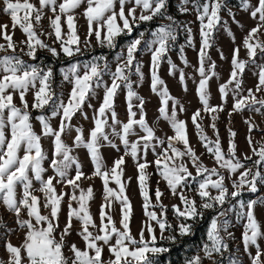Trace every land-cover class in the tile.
I'll return each instance as SVG.
<instances>
[{"label": "snow or ice", "instance_id": "snow-or-ice-1", "mask_svg": "<svg viewBox=\"0 0 264 264\" xmlns=\"http://www.w3.org/2000/svg\"><path fill=\"white\" fill-rule=\"evenodd\" d=\"M117 3L119 10H116ZM131 3L133 6L127 9L126 6ZM168 0H38V7L30 0H3V13L11 19L13 30L17 27L25 36V40L20 43L25 45L27 55L30 59H36L38 49H47L53 56L58 52L50 47L41 38L43 32L37 33L36 27L40 25L45 17V9H50L53 13L48 17L49 27L55 40L60 43V50L66 56H73L80 51V37L77 33L76 17L74 12L82 5L86 4L83 16L87 22L88 35H95L98 42L105 43L109 48L115 47V39L127 31L132 32V25L139 21H151L155 17H162L169 21L167 24L158 26L151 32V39L142 40L141 38L132 40L127 45L126 56L118 55L116 57L117 65L115 71H111L107 62L101 66L97 58L83 65V74L79 72L80 65L72 64L67 70H62L63 80L69 82L72 87L68 94L67 101L63 94H57L52 87L53 70L49 67L44 69L39 65L28 63L21 56L16 55L17 44L13 40V35L8 32L7 24H0V36L6 41L0 44V52H9L0 56V203L7 210L15 214V223L19 229L24 230L23 241L19 246L13 245L10 241L5 244V250L8 253V259L5 262L0 259V264H153L151 254H157L167 251L166 248L156 247V236L154 230L149 224L146 230L150 239H145L144 231L141 229L139 239L133 237L130 231V219L132 215V206L129 197L126 194V184L123 181L125 163L124 156H131L136 161L137 180L140 195L144 201L145 215L152 221H155L163 233L171 228L164 216V205L159 204L163 193L159 188L155 191L156 201L161 207L160 216L156 212L147 211L151 205L148 191L149 176L146 169L149 163L138 162L140 153H147L151 148L155 153L157 146H163L164 140L156 137L154 129L149 126L144 112L145 100L133 89V81L130 79L132 69L135 74L143 81L142 65L136 61L135 54L140 50L143 43L144 49L151 53V91L160 98V107L158 108L159 118L166 120L174 135L167 137V146L156 154L154 164L160 177L166 182L168 189L174 196H178L180 204L183 207L173 205V211L177 219H182L178 225L180 235H187L191 232L192 226L184 221L195 219L202 216L199 210L212 209L216 205L223 206L229 195L236 198L241 194L245 187L255 192L257 183H264V174L259 167L264 165V145L259 150L253 148V154L258 157L254 161L257 170L253 172L251 168L245 165L236 157V145L233 138L236 133L229 129V140L227 153L222 150L221 140L218 129L215 124L216 116H212L213 123L210 127L216 133V139L211 140L205 134L204 129L199 122L201 119V110H197L191 117L192 124L196 129L199 141L206 151L214 158L220 168L226 169L229 173H236L239 169H244L239 173V179L234 180L229 193L225 185V177L220 175L217 168H208L200 160L196 151L190 144L186 121L177 117V110L185 111L182 105L171 96L165 82L160 78L158 69L162 58L167 54L173 42L177 40L176 21L170 15H166V6ZM190 3V0H183V5ZM192 7L196 10L197 20L200 22V48L198 52L199 67L197 72L201 77L196 89L200 103L203 105V112L216 113L221 111L219 106L209 104L208 85L210 79L216 75L215 62H211L206 69V61L209 60L208 51L212 48V38L216 26L220 23V12L224 6L223 0H191ZM242 7L245 10L252 8L250 15L252 18L259 19L257 27H253L244 37L243 47L247 50L250 60L254 61L257 56V50L264 53V42L257 38V33L264 28V0H257L255 6H250L249 0H241ZM137 9H140V15L137 17ZM181 12L189 11L188 7L182 6ZM147 13V14H145ZM231 15V11L229 12ZM122 22V25L121 23ZM238 23V22H237ZM67 25V32L63 31V25ZM186 27L187 45H193L192 29ZM229 35L232 33L230 30ZM235 38L233 37V40ZM75 46V47H73ZM21 51H24L21 49ZM181 51V61L187 65L188 61L183 56L184 48ZM239 48L233 50L229 80L219 86V93L223 99L228 95L229 85L235 84V93L241 89V80L239 77L243 74L246 61L238 59ZM223 59V54L221 53ZM123 61V62H121ZM169 63V74L176 72V65ZM110 74L112 78L111 86L105 85L103 100L98 108L94 109L93 127L89 131L87 139L83 134V129L75 128V137L73 145L87 149L90 157L93 173L92 176L99 177L103 183V202L99 206V226L96 225L93 215L90 212L89 202L94 198L93 188L89 186L86 190L80 187L79 181L85 177L82 165L71 155L73 149L69 147L62 136L72 128L71 121L73 117L80 112L87 119V114L83 112L84 106L92 108L89 102L95 95V89L101 86V78L104 74ZM179 79L181 84L185 81L183 70H179ZM259 82L256 91L264 90V64L259 66ZM123 86L126 89L127 102V121L122 122L118 119L115 111V97L118 90ZM137 86H139L137 84ZM186 90V89H185ZM32 92L33 101L29 105L27 95ZM18 96L20 106L15 103L14 97ZM133 100L139 101L135 105L139 109V118L137 112L133 110ZM171 102V110L169 104ZM256 104L264 107V100H257L252 89L248 90V96H238L233 104V110L242 111L245 108L253 109ZM50 109V116L38 115L35 120L41 126V133L37 134L32 123V115L29 110ZM260 112V108L254 109ZM109 114L111 124H109ZM59 118L58 127L53 128L51 119ZM247 122V121H246ZM249 123L251 132L255 125ZM119 126V131H117ZM139 128L143 135H137L136 128ZM107 128H111V135L118 137L120 143L124 146V155L117 158L110 169H107L100 152L101 140L112 148H117L109 138ZM137 135L133 142L129 141V136ZM52 137V156L49 167L54 175L44 178V161L48 159L43 147L42 138ZM155 141V145L152 143ZM251 146V139H249ZM177 143L183 145V150L176 147ZM21 153H23L21 155ZM187 157L191 165L196 169V177H202L199 180L196 189L197 195L202 203L197 206L194 199L189 198L183 191L188 187V180L195 179L184 158ZM245 159H251L246 157ZM75 166V175L70 176L69 170ZM217 177L212 179V177ZM249 177H251L249 179ZM131 178H129L130 180ZM33 181L39 182L40 187L35 189ZM56 184L70 187L71 194L63 191L57 192ZM114 183L117 188L109 186ZM22 188L20 198H17V187ZM216 190L217 194L213 196L210 192ZM35 191L43 194L41 197L35 195ZM78 193V194H77ZM68 198L67 221L65 226L60 229L59 216L62 211V202ZM75 203V207L73 204ZM258 203L251 200L245 204L240 203V211L235 212L237 222L243 220L242 225V243L245 253L250 256L251 264H264V250L258 244V239L264 238V231L254 214V206ZM264 204V201H259ZM114 204L120 205V228L116 227L112 212ZM246 207V211H245ZM26 210L27 219H21V211ZM42 209L48 210V214H42ZM232 208L220 211L218 216L213 217L207 230V242L203 244L204 256L211 259L213 254L223 256L229 250V244L221 233H225L229 238L233 234L229 231L231 222L228 213ZM79 223L77 235L84 242V249L77 247L75 243L68 244L66 237L71 234L74 227L73 222ZM0 227L4 225L0 224ZM90 229H96L93 232ZM59 233V238H57ZM175 240V237H169ZM114 241V242H113ZM255 246V255L250 252V247ZM107 248L109 258L107 261L103 258V252ZM71 255L65 254V249ZM186 264H202L199 255L186 261ZM213 264H221L220 261L213 260ZM229 264H242L237 256L229 258Z\"/></svg>", "mask_w": 264, "mask_h": 264}, {"label": "rangeland", "instance_id": "rangeland-1", "mask_svg": "<svg viewBox=\"0 0 264 264\" xmlns=\"http://www.w3.org/2000/svg\"><path fill=\"white\" fill-rule=\"evenodd\" d=\"M30 2L38 5V0H30ZM60 0H58V3ZM203 0H201V3ZM224 6L221 9L220 16L221 20L220 23L216 26L214 35L212 38V48L208 51L209 60L206 61L205 67L206 69L210 65L211 62H215V73L216 75L212 77L209 81L208 85V94H209V104L211 106H219L222 108L221 111L216 113H205L203 112V105L199 101V97L197 96L196 89L199 84L200 76L197 72V68L199 67L198 62V52L200 48V35H199V27L200 22L197 20V13L196 10L192 7V3L187 5H183V0H173L172 7L175 10V14L177 15L178 22H176L177 28V40L172 43L169 51L167 54L162 58L160 67L158 69V74L160 78L165 82L170 94L174 97L180 105L183 106L185 111L180 112L179 109L177 110V117L180 120L186 121L187 124V132L191 146L196 151L197 155L200 157L201 162L208 168H217V171L220 175L225 177V185L229 189V193L233 191L232 183L234 180L239 179V173L244 169L237 170L236 173H229L226 169L220 168L218 164H216L214 158L206 151L204 146L198 139L196 129L192 124L191 117L195 111L198 109L201 110V119L199 122L201 123L205 134L211 140L216 139V133L213 132V129L210 125L213 123L212 116H216V120L214 121L217 129L219 138L221 140V147L222 150L227 153L228 147V140H229V129L236 133L235 137L233 138L234 143L236 145L235 155L236 157L245 165L246 168H251L253 172L257 170V167L254 165V161L258 159L256 155L253 154V148L259 150L261 145H264V107H261L259 104H256L253 109L245 108L242 111L236 112L233 110V104L235 99L238 96L247 97L248 90L252 89L255 97L257 100H264V90L256 91V86L259 82L258 73H259V66L264 64V53H260L257 50V56L254 58L253 62L249 59L247 55V50L243 47V40L244 37L248 34V32L253 28L257 27L260 23L258 17L252 18L250 12L252 8L250 7L248 10H245L242 7V3L232 4L230 0H223ZM250 6H255L257 4V0H249ZM133 5L129 3L126 8L125 12L127 13V9L132 7ZM185 6L188 7L189 11L186 13L181 12V7ZM85 5H82L80 8L76 9L74 15L76 17V26H77V33L80 37L79 48L80 51L74 55H80L84 53H88L94 49H107L106 55L102 58L98 59L97 62L103 66L105 62H107L109 69L111 71H115L117 60L116 57L118 55L126 56L127 45L134 39L141 38V33H143L142 40L151 39V32L154 31L158 26L162 24H167L169 21L162 17H155L153 20L157 21V24L151 30H142L135 27H138L140 22L139 21L132 25V32L127 33L125 30L119 36L129 35L123 42L119 44H115V47L109 48L105 43L98 42L95 35H88L87 31V22L83 16V11ZM3 0H0V24H7L8 25V32L9 34L13 35V40L17 44L16 47V55L21 56L25 61L28 63L39 65L40 67L47 69L51 68L53 70V77H52V87L53 90L57 93L63 94V98L67 101L68 94L71 90L72 85L69 82L63 80V72L62 70H67L72 64L80 65L79 72L83 74V65L87 62H90L94 59L101 58L99 55L84 57V58H76L72 59L74 56H66L60 50V43L55 40L54 35H49L51 33V28L49 27L48 17L52 16L53 13L50 9H45V17L42 19L40 25H37L36 31L38 34L43 32V35H40V38L48 44L50 47L55 48L58 52L57 56H53L51 52L47 49H38L36 53V59L32 60L27 55L24 54L26 52L25 45L21 44L22 40H25V36L17 27L15 30L12 28L11 19L10 17L3 13ZM116 10H119V5L117 3ZM231 11V15L229 12ZM147 14V13H145ZM137 17L140 15V9H137L136 12ZM238 22V23H237ZM122 25V22H119ZM190 27L192 29V36H193V45H187V31L186 27ZM230 30L232 35H229ZM63 31L67 32V25H63ZM233 37L235 38L233 40ZM257 38L264 42V28L257 33ZM6 41L0 36V44H4ZM183 46V56L187 59L188 63L185 65L181 61V47ZM75 47V46H73ZM239 48V55L238 59L246 61V67L243 74L239 77L241 80V89L239 93H235V84L229 85L228 95L221 98L219 93V86L221 84L226 83L229 80L230 73L232 71L231 60L233 55V50ZM23 49L24 51H21ZM221 53L223 54V59L221 58ZM5 54L11 55V51L5 53L0 52V56ZM136 61H138L141 65V71L143 73V81H140V78L135 74V69H132L130 73V79L133 81V89L138 93L140 97L145 100L144 105V112L146 113V120L149 126H151L154 131L156 137L160 138L161 140L165 141L163 146H157L155 149V153H159L163 150V147L167 146V137L174 135L169 123L159 118L158 108L160 107V98L153 94L151 91V53L144 49L143 43L140 46V50L135 54ZM53 59L57 62V64H53ZM169 59H171L172 63L176 65V72L172 75L169 74ZM123 62V61H121ZM183 70L185 74V81L181 84L179 79V70ZM101 86L95 89L94 97L89 101L93 107H87V104L83 108V112L87 114V119H85L84 115L78 112L72 119L71 125L72 128L67 131L63 136L62 139L64 142L73 149L71 155L74 156L78 162L82 165V170L85 174V177L89 178H82L79 181L80 187L83 189H87L89 186L93 188L94 198L89 202L90 204V212L94 217L95 223L97 226L100 224L99 219V206L103 202V183L99 177L92 176L93 173V166L88 156L87 149L83 147H75L73 145V139L75 137V128L80 127L83 129V134L85 139H87L89 131L94 126L93 125V116H94V109L98 108L100 103L103 100V94L105 90V85L111 86L112 78L110 74H104L101 78ZM137 84L139 86H137ZM186 89V90H185ZM15 103L17 106H20L19 97H14ZM27 100L29 105H31L33 101L32 92H29L27 95ZM139 101L133 100L134 108L133 110L137 112V119L139 118V109L135 107ZM260 108V112H256L254 109ZM31 115H32V123L34 130L37 134L41 133V126L38 121L35 120V117L38 115H46L50 116V109H45L43 111L31 109L29 108ZM171 110V102L169 104V111ZM115 111L117 113L118 119L122 122L127 121V102H126V89L121 86L118 90V93L115 97ZM247 121V122H246ZM255 125L253 130L249 131V123ZM51 125L53 128L58 127L59 118H54L50 120ZM109 124H111V117L109 114ZM109 132L110 140L117 145V148H112L107 143L101 140V148L100 152L104 160V164L107 169H110L113 165V162L119 158L120 156L124 155V146L120 143L118 137L111 135V128L106 129ZM117 131H119V126H117ZM137 135H143L140 129L136 128ZM137 135L129 136V141L133 142L137 139ZM52 137H43L42 138V147L48 157L47 160L44 161V167L47 170L44 173V178L47 179L48 176L54 175L52 169L49 167V163L52 156ZM249 139H251L252 143L251 146L249 145ZM155 145V141L152 142ZM176 147L183 150V145L181 143H177ZM152 149L150 148L147 153H140V159L138 162H144L145 160L149 163V167L146 169V172L149 176L148 179V191L150 195L151 205L147 209V211L156 212L158 216L162 211L159 204L164 205V216L162 218L166 219L168 224L171 225V228L165 230L161 233L159 225L155 222L150 220L145 215L144 209V201L140 195L139 185H138V172L136 161H133L131 156H124L125 163L122 166L124 169L123 181L126 184V194L130 199L131 206H132V215L130 219V231L133 237L139 239V233L141 229H145L144 236L145 239H150L149 233L146 230L147 225H151L154 230V235L156 236V247L166 248L167 251L160 252L157 254H151V259L153 264H186V261L193 258L194 256L199 255L201 257L202 264H213V260L220 261L221 264H229V258L232 256H237L242 261V264H251L250 256L248 253L244 252L243 243L241 239L242 235V225L244 223L243 220L237 222L235 212L240 211L239 205L241 202L247 205V203L251 200H256L258 203L254 206V214L261 225L262 231H264V204L259 203V201H264V183L258 182L256 187L257 190L252 192L248 190L247 187L241 190V194L236 197L232 198L230 195L228 197L227 202L221 206L216 205L212 209H202L199 210L203 213L202 216H197L195 219L184 221L192 226V230L187 235H180L178 225L182 222V219H177L174 211L173 205H177L179 207H183L180 204V200L178 196L172 195L170 190L167 187L166 182L160 177L156 170V166L154 164V160L156 159L155 154ZM23 153H21L22 155ZM246 157H250L251 159H245ZM184 162L187 164L189 171H191L192 176L195 179L188 180V187L185 189H178V191H183L186 196L191 199H194L199 206L202 201L200 197L196 193V189L198 187L199 180L202 177H196V169L191 165L188 158H184ZM259 170L262 174H264V165L259 167ZM69 175H75V166L73 165L72 168L69 170ZM129 178H131L129 180ZM217 177H212V179H216ZM251 177H249L250 179ZM55 187L57 192H65L69 195L72 192L70 187L63 186L62 184H56L54 181ZM110 187L116 189L117 186L110 182ZM33 187L38 189L40 187L39 182L33 181ZM159 188L160 191L163 193L159 204L156 201L155 191ZM210 192L213 196L217 194L216 190H211ZM22 194V188L17 187V198L19 199ZM38 197H41V201L43 200V194L39 191H35L34 193ZM78 194V193H77ZM254 195V196H248ZM67 204L68 198L65 197V200L62 202V211L59 216V227L62 229L67 221ZM75 207V203L73 204ZM228 208H232L233 211L228 213V218L231 222V227L229 231L233 234V238H229L225 233H221L225 236L229 244V250L220 256L218 254H213L211 259L204 256L203 252V244L207 242V230L211 223L213 217L218 216L220 211L226 210ZM114 211L112 212L114 221L116 223V227L120 228V205L114 204ZM246 211V207H245ZM42 214L47 215L48 210L42 209ZM206 217H208L207 224L201 235L197 240L193 241V246L191 248L187 247V250L179 249L174 251V253H178L175 259L170 257L171 254L168 253L169 249L173 246L178 245L184 237L193 235V231L196 225L202 222ZM21 219H27L26 210L21 211ZM16 217L15 214L6 209V207L0 203V224L4 225V227H0V259L4 260L5 262L8 259V253L5 250V244L7 242H11L13 245L19 246L24 237V230L19 229L15 223ZM74 227L71 231V234L66 237L68 244L75 243L77 247L80 249H84V242L83 240L77 235V230L79 229L80 225L78 222H73ZM93 232H96V229H90ZM175 237V240L169 239V237ZM57 238H59V233H57ZM114 242V241H113ZM186 244V243H185ZM258 244L260 245L261 249L264 250V238L258 239ZM255 246L250 247V252L252 255H255ZM66 255H71V253L66 248L65 250ZM165 254L163 260L159 257ZM109 253L107 248L105 247L103 252V258L105 261L109 258Z\"/></svg>", "mask_w": 264, "mask_h": 264}, {"label": "trees", "instance_id": "trees-1", "mask_svg": "<svg viewBox=\"0 0 264 264\" xmlns=\"http://www.w3.org/2000/svg\"><path fill=\"white\" fill-rule=\"evenodd\" d=\"M172 1L173 0H168L167 6H166V15H170L174 18V20L176 22H178L177 19V15L175 14V10L173 9L172 5ZM230 2L232 4H241V0H230ZM157 24V21L151 20V21H144V22H140L138 27V29H142V30H151L155 25ZM129 35H124V36H118L115 39V44H119L120 42H123L125 40V38H127ZM108 50L107 49H94L91 50L88 53H84V54H80V55H74L72 57V59H76V58H84V57H89V56H94V55H99V57H103L106 55V52ZM53 64H57V62L53 59ZM248 196H254V195H250L248 194ZM207 220L208 217H206L202 222L198 223L193 231V235L191 236H186L183 238V240L176 246H173L171 249H169L168 253L166 254H171L170 257L172 259H175L176 256L178 255V253H174V251H177L179 249H185L187 250L188 248H191L193 246V241L197 240L199 238V235H201V233L203 232L205 225L207 224ZM186 243V244H185ZM165 254L161 255L159 258L161 260H163ZM165 259V258H164Z\"/></svg>", "mask_w": 264, "mask_h": 264}]
</instances>
